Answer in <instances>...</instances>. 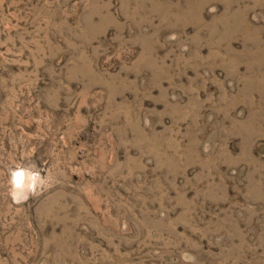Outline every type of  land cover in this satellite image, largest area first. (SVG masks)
<instances>
[{"label":"rangeland","instance_id":"obj_1","mask_svg":"<svg viewBox=\"0 0 264 264\" xmlns=\"http://www.w3.org/2000/svg\"><path fill=\"white\" fill-rule=\"evenodd\" d=\"M0 264H264V0H0Z\"/></svg>","mask_w":264,"mask_h":264},{"label":"clouds","instance_id":"obj_2","mask_svg":"<svg viewBox=\"0 0 264 264\" xmlns=\"http://www.w3.org/2000/svg\"><path fill=\"white\" fill-rule=\"evenodd\" d=\"M15 180H16V185L19 186V182H20V173H16L15 174ZM186 260L190 259L189 257L185 256L184 257Z\"/></svg>","mask_w":264,"mask_h":264},{"label":"bare ground","instance_id":"obj_3","mask_svg":"<svg viewBox=\"0 0 264 264\" xmlns=\"http://www.w3.org/2000/svg\"><path fill=\"white\" fill-rule=\"evenodd\" d=\"M20 173V186H24V175L22 174V172H19Z\"/></svg>","mask_w":264,"mask_h":264}]
</instances>
